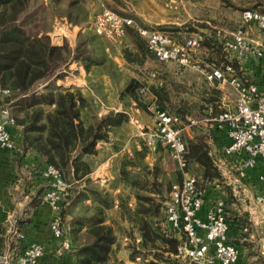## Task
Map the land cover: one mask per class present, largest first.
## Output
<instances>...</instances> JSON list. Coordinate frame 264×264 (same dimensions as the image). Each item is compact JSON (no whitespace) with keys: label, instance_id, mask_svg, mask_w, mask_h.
<instances>
[{"label":"trees","instance_id":"obj_1","mask_svg":"<svg viewBox=\"0 0 264 264\" xmlns=\"http://www.w3.org/2000/svg\"><path fill=\"white\" fill-rule=\"evenodd\" d=\"M108 5L123 16H131L130 12ZM56 15L67 17L74 24H83L93 13L85 0H0V87L12 90L10 96L0 98L10 102L11 114L17 126H22L25 152L34 151L45 166H55L69 185L60 212L63 226L70 209L80 205V211L71 220L70 232L65 229L72 242L70 251L76 256L74 264H126L115 258V246L119 247L121 235L129 240L131 260L141 257L143 264H182L178 255L182 240L169 227L166 217L171 188L182 181L180 168L168 171L162 156L150 164L149 148L141 140V148L133 145L132 153L124 151L116 160L115 178L110 187L120 191L114 193L92 180L90 174L100 162V143L111 142L112 151L123 150L127 141L126 127L130 123L126 107L135 101L142 110L147 109L141 92L145 87L156 96L161 109L175 114L184 123L183 127L189 125L193 131V137L184 132L181 135L187 169L197 171V174L191 173L198 178L199 190L203 192L215 181L221 183L223 175L212 150L211 133H207L212 127L193 124L188 118H203L209 108L214 117L223 113L225 110L219 107L221 91L204 87L197 101L178 100L176 103L177 87L168 88L164 83L148 86L142 76H129L118 92L125 108L102 113L103 104L96 95L103 102L105 95L97 91L96 86H91L93 93L85 92L77 86H59L54 79L61 77L69 62L75 60L84 65L89 81L106 74L113 85H117L121 71L107 51L109 42L87 29L79 32L74 47L67 40L61 45L53 44L50 29ZM138 28L135 21L126 27L124 37L128 42L122 53L127 63L146 67L159 59L150 50L148 37ZM216 33L212 30L211 34H204L203 56L208 57L214 67L224 68L231 63L239 68L238 59L230 60L223 43L215 39ZM161 68H166L165 63ZM11 130L14 134L13 128ZM158 147L171 151L161 142ZM131 200H135L133 205ZM115 207L118 218L127 223L125 228L109 214Z\"/></svg>","mask_w":264,"mask_h":264},{"label":"crops","instance_id":"obj_2","mask_svg":"<svg viewBox=\"0 0 264 264\" xmlns=\"http://www.w3.org/2000/svg\"><path fill=\"white\" fill-rule=\"evenodd\" d=\"M147 1V4L145 0L139 2V5H145L143 7L136 8L133 6V8H130L127 6V8L129 10L135 9L139 17L144 16L143 19L148 22L147 25L152 28L161 25H182L186 23L185 17L183 18L181 14L178 16L179 12H166V10L170 9H180L183 5L182 0H175L174 3H171L170 0H165V6L167 8L164 9L162 7V10L158 4L161 0ZM128 9L125 8V11ZM228 20L230 19L226 15L223 21L226 22ZM207 23L210 22L207 21ZM245 28L249 37L255 42L264 38V32L256 24L246 25ZM204 31L208 30L206 29ZM204 31L203 33H205ZM224 31L225 37L232 32V30ZM195 33L193 32V34ZM208 34H211V32ZM217 37L215 39H220L219 41L221 42L222 37ZM127 39V37L119 41L107 39L109 42L107 51L117 63L121 73H125L127 67L131 66L130 63H127L122 53L125 43L128 42ZM54 44L61 45L63 42L59 41ZM198 50L199 54L205 53L203 47H200ZM198 50L194 52V62L196 64L191 66H182L175 62H170L166 68L160 69V65L153 61L149 62L145 68H140L141 72L144 73V78L148 86L163 83L168 88L175 86L179 89L178 99L187 101L188 103L197 101L204 87H216L221 91L219 107L225 111L233 108L236 98L233 100L234 104H230L231 98L229 95L232 91L235 93L236 91L228 82H223L218 79L211 81L208 79L207 73L217 67H214V64L211 62H205L203 55L198 57ZM233 58V56H230V60ZM253 60L258 59L254 57H250L249 60L238 59L240 64L238 68L239 75L246 83L254 82L264 87V68L260 60H258V63ZM137 69H139L138 66L134 68L135 71ZM142 69H145L146 73ZM88 76L89 73H87L84 65L73 60L69 62L63 75L54 79V82L59 86L81 87L85 92L91 90L93 93L94 91L91 85L88 84L90 82ZM102 76L106 79L104 84L106 83L110 87L115 86L108 75L104 74ZM131 76L137 77L138 75L133 74ZM76 78L80 80V84L75 83ZM124 84L125 81L122 80L120 87H124ZM148 95L152 98L151 103L153 106L161 109L162 107L156 103V96L149 89ZM96 96L103 104L101 109L102 113H106L109 109L113 108L116 110L125 108L122 101L118 98V95L117 108L116 106H110L111 104L106 105L99 95ZM132 103L135 104L136 102L134 101ZM126 108L129 110L128 107ZM188 118L192 120L193 124H202L206 127L210 125L212 127L211 143L213 153L217 157L223 177L229 185H232V187L222 188L219 183H209L202 193V214H204L217 198L224 199L229 222V238L240 249V257L237 264H264L262 260L259 261L258 259L264 256V180L261 178L264 170V160H259L253 168L244 169L243 162L248 156L245 151L230 155L226 154L225 147L230 142L228 128H218L213 123L215 117L212 115L211 108H209V112L203 118L195 116ZM135 121L138 122V119H135ZM130 123H133V117L131 115ZM13 130V147L0 148V264H6L3 261L4 257L14 258L21 254L25 246L31 241L41 243L46 250L45 255L40 260V264H45L51 259H54L55 264H74L76 256L71 251L62 259L53 258L55 250L58 247V240L51 230V222L57 213L53 210L49 202L44 199V194L50 189V180L43 175L46 166L34 151L29 150L25 152L22 126H16ZM183 132L189 137H193L194 135L189 125H185ZM132 138V136L127 137L122 151H112L111 142L100 143L98 145L99 149H101L98 156L100 162L90 174V178L113 191H120V189H112L110 185L115 178L114 169L118 157L126 149L129 153H132V146L135 145ZM158 144L154 150L153 160L149 162L150 164L165 152L163 151L164 149L158 147ZM162 146L165 147L164 145ZM241 170L244 172H241ZM38 193L41 195L39 196ZM176 236L181 239L180 235ZM125 238L123 237V240H121V236H119L120 245L119 247L118 245L115 246L117 248L115 258L124 261L126 264H143V261L140 262L138 259H130V249L128 248L129 240L126 242ZM139 240L140 238L138 237L137 241Z\"/></svg>","mask_w":264,"mask_h":264},{"label":"built area","instance_id":"obj_3","mask_svg":"<svg viewBox=\"0 0 264 264\" xmlns=\"http://www.w3.org/2000/svg\"><path fill=\"white\" fill-rule=\"evenodd\" d=\"M98 1L100 9L93 18V30L105 38L119 41L124 37L126 27L134 24V19L111 9L105 0ZM170 1L174 3L175 0ZM60 20L73 26L74 29H79L78 25H74L66 17ZM242 22L243 25L233 30L230 37L223 39L224 48L231 57L243 60H249L250 57L257 58L264 68V38L255 42L249 37L245 28L246 25L254 23L264 32V7L245 9ZM60 29L62 34L56 35L62 36L64 27ZM138 29L142 35L148 37L149 48L159 60L176 62L182 66L194 65L193 54L201 47L204 39L203 32H197L181 43L173 40L164 30H149L142 27ZM217 36L221 38L220 30L217 31ZM207 75L211 81L218 79L230 83L236 91L235 106L216 116L214 122L218 128H228L230 142L225 147V153L230 155L245 151L248 156L243 162V167L253 168L259 160H264V87L258 83L243 81L239 69L231 63L224 68H215ZM145 91L146 88L142 87L141 92ZM11 94L10 88L0 87V97ZM153 107L158 122L153 129L146 130L143 134L147 135L150 144L161 142L169 146L173 158L183 172L182 181L174 183L171 188L170 201L166 208L169 227L176 235H180L182 240L178 255L188 259L189 264H237L240 249L229 238L225 200L217 198L202 214L203 192L198 188L197 176L187 169L182 129L177 126L179 118L157 106ZM16 126V120L11 114L10 102L0 104V148L13 147L11 129ZM43 175L50 180V189L45 193L44 199L57 213L51 222V230L58 240L53 258L62 259L72 247L60 215L69 185L53 165H47ZM261 178L264 180V170ZM125 241H128V238H125ZM45 253L46 250L41 243L31 241L21 254L14 258L4 257L3 261L6 264H40ZM137 259L141 260L140 257ZM45 264H55V261L51 259Z\"/></svg>","mask_w":264,"mask_h":264},{"label":"rangeland","instance_id":"obj_4","mask_svg":"<svg viewBox=\"0 0 264 264\" xmlns=\"http://www.w3.org/2000/svg\"><path fill=\"white\" fill-rule=\"evenodd\" d=\"M142 0H105L106 4L108 5L111 4L112 6H114L115 8H117V10H120L121 12H125V8H127V6H129L130 8H133V6H135L136 8L138 7H143V5H139V2H141ZM146 4L148 3L147 0ZM108 2V3H107ZM182 7L180 9H170V10H166V12L169 13H174V12H179L178 16L181 14L183 16V18L185 17V22L182 25H176V24H169V25H165V27L162 29L160 28V30H164L167 31L168 33H170L169 35L172 36L173 40H175L176 42H181L183 43L187 38H189L190 36L193 35V32L197 33V32H203L204 30H208V31H204L206 34H208L209 32H211L212 30L218 31L221 30V34H222V39L221 42L223 43V39L225 38V31H233L236 30L237 28H239L240 26L243 25L242 22V14L243 11L245 9L248 8H259L261 6H264V0H182ZM160 9L162 10V7L164 9H166L167 7L165 6V0H161L158 2ZM85 5L91 10V14L93 13V15L91 16L90 20H88L86 23L83 24H78V28L74 29V27L67 25L63 20H60L62 17L65 16H61V15H56L53 20H52V27H51V31H50V36H51V40L52 43H57V42H63L65 40L68 41L69 44L73 45V47L76 45V40H77V36L79 34L80 31H85L87 29H91L92 28V21L93 18L95 16V14L99 11L100 9V4L98 0H85ZM202 5V6H201ZM145 6V5H144ZM109 7V5H108ZM159 9V11H160ZM119 12V11H118ZM127 12H130L131 14V18L134 19L135 23L137 24V26L142 27V28H146L149 30L152 29H159L157 28L158 26H155V28L150 27L147 21H145L143 18L144 16H140L136 14L135 9L132 10H127ZM227 15V17H229L230 20L224 22L223 18H225V16ZM207 21H209L210 23H207ZM45 22V21H44ZM48 22H50L49 17H48ZM40 24H42L41 21H39ZM51 23V22H50ZM68 26V27H67ZM163 26V25H161ZM64 27V33L62 36L60 35H56V34H62V30L60 28ZM65 27H67V29H65ZM177 27H180L181 29H177ZM203 33V34H205ZM192 34V35H191ZM144 36V35H143ZM146 37V36H144ZM227 37H230V34L227 35ZM108 39V38H106ZM110 40V39H108ZM114 41V40H111ZM219 41V39H218ZM220 42V41H219ZM224 46V45H223ZM224 49V48H223ZM198 57H200L201 55H203V53L199 54V50L197 52ZM205 58L204 61L209 63L210 60L208 57H206L204 55ZM158 64L161 65L162 63H165V66L167 67L168 63L170 62H165V61H160L157 60ZM254 62H259L258 60H253ZM196 62H194V54H193V64H195ZM138 66V67H142L144 68L145 66H139V65H131L127 67V70L125 71V73H120L118 74V78L119 82L117 83V86H113L110 87V85H106V83L104 84L105 80L103 78V76H99V77H93L92 81H90L88 84L93 86H96V90L101 92L103 95H105V104L106 105H110V106H116V108L118 107V92H120V86L122 83V80L126 81L127 77L133 75V74H137L139 77H141V79L143 78V82L146 79L144 78V73L141 72V69H137V71L134 70V68ZM143 70V69H142ZM144 72L146 73L145 69ZM77 80L75 81V83H79L80 84V80L78 78H76ZM145 85V83H144ZM102 86V87H101ZM87 92H91V90H88ZM175 92H178L177 90ZM233 93V94H232ZM232 93L229 95L231 98L230 104H234L233 100L236 98V93L232 91ZM142 96L144 98V100L147 102V109L146 110H142V108L138 107V105L135 103H129L128 104V114L129 116L131 115L133 117V123H129L126 127V135L128 136H132L133 140H134V144L135 146L141 147L140 141L143 140L145 141V143L147 144L148 148H149V154H148V158L147 160L149 162H151L153 160L154 157V150L156 149V145L157 143H148L147 141V135L143 132H145L146 130H150L153 129L156 124H157V115H156V111L155 108L153 107L152 102V98L149 97L148 95V90H146L145 92L142 93ZM177 96V95H176ZM150 98V99H149ZM177 98V97H175ZM177 100V101H176ZM175 102L178 103L179 99H176ZM4 102H8L5 100H2L0 104H4ZM134 102V101H133ZM175 115V114H174ZM135 119H138V122L135 121ZM178 125L179 128L182 129V134H183V122H181L178 119ZM138 124V125H137ZM139 126V127H138ZM141 126V127H140ZM208 129V128H207ZM212 129H208L207 133H211ZM164 145V144H162ZM165 146V145H164ZM165 148L167 149V147L165 146ZM124 151H127L124 150ZM165 151L162 155L163 158V162H165L164 166H167V170L168 171H174L176 169H179V166L177 164V162L173 159V156L171 154L170 150H163ZM128 152V151H127ZM191 172L197 174V171L195 169L191 170ZM241 172H244L243 170H241ZM183 178V175L181 174V179ZM221 183L220 187L222 188H228V187H232V185H229L226 182V179L223 177V179H221ZM219 181H215V184H218ZM229 182V179H228ZM69 188V187H68ZM68 190V189H67ZM116 190V189H114ZM114 193H116V191H114ZM135 200H131L130 204H134ZM87 203H89V201H87ZM117 210L118 208H113L112 210L109 211V214L111 217H113L114 219H116L119 223L120 227H126L127 223L125 221H122L118 218L117 216ZM80 211V205L76 206L75 208L72 207V209H70L69 213L67 214V216L65 217V229L70 232V229L72 228L71 225V220L74 217V215L76 213H78ZM121 234V233H119ZM123 235H121V240H123ZM125 238V237H124ZM127 242V241H126ZM129 242V241H128ZM141 258V257H140ZM259 261L262 260V262H264V256L263 257H259L258 258ZM140 262H142L143 260H139ZM180 261L182 264H189L188 259H186L185 257H181Z\"/></svg>","mask_w":264,"mask_h":264}]
</instances>
